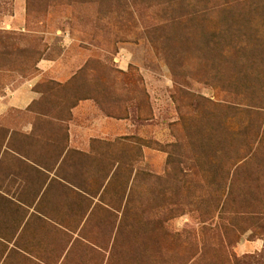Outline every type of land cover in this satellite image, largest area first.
<instances>
[{
    "label": "rangeland",
    "instance_id": "374dc122",
    "mask_svg": "<svg viewBox=\"0 0 264 264\" xmlns=\"http://www.w3.org/2000/svg\"><path fill=\"white\" fill-rule=\"evenodd\" d=\"M48 140L73 264H264V0H0V152Z\"/></svg>",
    "mask_w": 264,
    "mask_h": 264
},
{
    "label": "crops",
    "instance_id": "0c3cea01",
    "mask_svg": "<svg viewBox=\"0 0 264 264\" xmlns=\"http://www.w3.org/2000/svg\"><path fill=\"white\" fill-rule=\"evenodd\" d=\"M46 142L50 143L41 142L34 148L37 153L44 150L42 155L49 154L39 161L18 153L9 144H4L0 152V264H73L74 258L70 257L73 238L75 235L83 238V207L77 221V213L69 204L73 190L63 182L62 190L58 189L59 180L65 178H62L63 160H59V152L55 151L57 142ZM27 147L26 144L23 152ZM65 183L73 186L70 181ZM2 184L6 186L3 188ZM45 235L55 239L52 248L46 246L49 242Z\"/></svg>",
    "mask_w": 264,
    "mask_h": 264
}]
</instances>
